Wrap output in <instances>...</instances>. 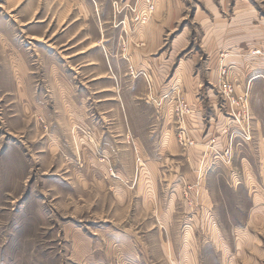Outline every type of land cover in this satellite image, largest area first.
<instances>
[{
    "label": "rangeland",
    "instance_id": "obj_1",
    "mask_svg": "<svg viewBox=\"0 0 264 264\" xmlns=\"http://www.w3.org/2000/svg\"><path fill=\"white\" fill-rule=\"evenodd\" d=\"M148 1L0 0V264H264V86L254 88L257 103L253 86H240L264 82V53L255 52L261 42L251 36L228 46L206 38V0H164L166 12H181L161 22L152 0L151 18L142 22L137 17ZM250 3L257 16L258 0ZM221 8L211 18L229 17L231 10ZM107 13L117 32L115 54L60 44L68 15L81 19L67 30L84 27L85 35L98 36ZM151 24L156 34L136 36ZM16 40L27 71L14 68V53L5 48ZM129 78L136 85L126 87ZM226 82L234 84L235 104ZM185 105L181 120L178 107ZM198 107L207 124L214 115L226 122L213 120L203 149L188 148L198 143L188 125ZM184 129L194 144L181 143ZM227 148L231 163L216 152ZM251 183L258 185V207ZM202 184L211 202L199 204ZM201 204H213V213L195 212ZM248 222L251 229H239Z\"/></svg>",
    "mask_w": 264,
    "mask_h": 264
},
{
    "label": "crops",
    "instance_id": "obj_2",
    "mask_svg": "<svg viewBox=\"0 0 264 264\" xmlns=\"http://www.w3.org/2000/svg\"><path fill=\"white\" fill-rule=\"evenodd\" d=\"M100 2L101 4L105 3L106 0H96V2ZM252 1V0H250ZM249 0H219V2H216V0H206L205 1V5L206 6H210L211 8L206 9L205 12V25L207 27L206 29V33H205V37L208 39L211 38H222V40L224 42H222L224 45H235L236 43H238V41L241 40H245L248 37H257L258 38V45L260 43L259 46L263 45L262 43L264 42L263 38H264V0H258V15L256 16V11L253 7H250L249 4L250 3ZM97 2V3H98ZM91 2H85V4H89ZM166 3L167 1L164 0H157V7L159 8L158 11L156 10V19L154 20L155 22H157V20L159 22L161 21H171V20H177L178 15L180 14V9L179 6H175L173 10H170L169 12H166L165 9L166 8ZM72 5V3H70ZM176 5L180 4V3H176ZM172 6V5H169ZM216 7L218 9H216ZM223 8H228L231 10V12L228 14L229 17H225L224 14L222 15L223 17L217 19V18H211V16L216 14V10L221 13L224 12ZM181 8V7H180ZM221 9V10H220ZM72 10V9H71ZM223 10V11H222ZM198 14L200 15L199 10H197V16ZM211 14V15H210ZM210 15V16H209ZM73 16L72 20L70 21L68 27H66L64 29V32H62V37H66L60 44L62 45H68L67 47H72V46H79L81 44H84L85 46L87 45L86 48H82V50H88V48H92V46L94 47H99L101 49V47H107L111 50L112 54L116 53V40L115 38L117 37V32L114 28H112V26L110 25V14L107 13L104 17L103 22L107 23L105 25H103V27L100 28V32L99 35H93V34H84L85 33V29L84 27H80L79 29H70L67 30V28H69L71 26L72 23L78 21L81 19V16L79 15H68V17ZM155 16V15H154ZM214 20L217 21L216 25H211L208 24L207 26V22H213ZM67 19L65 18L63 22H66ZM207 21V22H206ZM250 21H256L258 24H254V27H250L248 26V22ZM50 26L46 27L47 34H46V38H49L50 34L53 33L52 31H50L49 29ZM72 28V27H70ZM157 32V26L156 24H151L148 27H144L142 30L138 31L136 36H152L153 34H156ZM38 37L36 34L32 33L31 34V38L32 37ZM134 37V36H133ZM38 38H43V37H38ZM33 39V38H32ZM75 41V43L73 42ZM23 47L22 43L20 40H16L15 42H8L6 41L5 44V48L7 47V51L8 54L11 55L10 50L12 49L14 56L11 60V63H14V68L15 69H20L22 71H27V69L30 68L29 66V61L27 58H25V56H20V51H22L20 47ZM258 46V47H259ZM219 47L221 46H216L213 48V52L217 53L219 51ZM219 48V49H218ZM218 49V51H217ZM102 50V49H101ZM86 52V51H85ZM115 59V58H114ZM119 59V58H118ZM115 63L112 64L113 66L119 67V62L117 59H115ZM80 61H82L80 63ZM78 61V63L82 64L83 67L86 65L84 64V62H86V59L80 60ZM259 63V61H258ZM136 64V63H135ZM149 64V63H148ZM148 64H136V66L138 68H146L148 71H154V69L151 67V65ZM7 68H10L9 65L7 66ZM259 68V67H258ZM12 69V68H11ZM214 69H219V67H215ZM117 79L113 80V85L114 87L117 88V90L119 91L120 89H122L124 87V82L122 81V79L119 77V72H117ZM143 78V77H142ZM140 78L139 81H142L144 84H146L145 79ZM131 80H133L132 82H128V80L125 82L126 87H133L134 85H136L134 82L136 81L135 79L129 78ZM137 82V84H139ZM154 86L157 88V91H162L161 88L163 87L162 84L159 82V84H156L155 81H153ZM248 85L253 86V91H252V102L253 103H257L259 101V96H256V94H254V88H256V90H262V87L264 86V82L261 80H250L248 83H241L240 86H242L241 90H245ZM147 86V85H146ZM159 91V92H160ZM259 95V93H258ZM148 96V95H147ZM147 99L149 100V98L147 97ZM147 100V101H148ZM150 102V101H149ZM201 108H194L193 109V113L189 116L188 118V125H189V131H190V135L196 140L198 141V143H196L195 145H192L188 148H198L199 149H203L201 148L204 144L205 139H207L210 135V131L212 130V128H214L215 126V121H213L214 119H217L218 121H220V117L219 116H211V121L208 122V124L204 121V116H203V112L201 111ZM163 111V110H162ZM160 112V115L158 116L161 117L163 120L159 121V128L162 129V133H166V119L164 118V113ZM255 116L259 119L256 122V126H258V123L260 122L261 118L258 117L260 115L255 114ZM262 116V115H261ZM224 120L220 121L222 124V126L225 125L226 122H223ZM262 121V120H261ZM206 125L207 128L209 127V132L206 134ZM172 130V129H171ZM173 132H170V136ZM203 141V142H202ZM136 142L138 143V147L142 148V149H147V146L144 144V142L142 140L138 141L136 140ZM173 142V139H172ZM171 142V143H172ZM205 146V145H204ZM148 163H150V161H147ZM184 163L181 162V165H183ZM190 167H192L193 169H195V167L199 166L198 172L200 171V165L197 162H191L189 163ZM198 164V165H197ZM180 164H178V166H181ZM180 168V167H179ZM196 170V169H195ZM182 174V178H186V174L184 173H180V175ZM190 174H195V173H191ZM179 175V174H176ZM189 175V174H188ZM247 182H251L252 180L249 179L248 177H246ZM257 183V182H254ZM250 194L252 196V199L254 201V205L255 207H258V185H250ZM200 199H207L209 200V202H211V191L209 186L202 184L201 188H200V197H199V204H200ZM213 204L211 205H205V204H201L199 207L197 206L196 208H193L195 210V212H205L206 209H210V213H213L211 210H213ZM209 209L207 211H209ZM258 210V208H255V210ZM1 211V210H0ZM192 213V212H191ZM253 213V212H252ZM1 215V212H0ZM4 220V219H3ZM1 216H0V224H1ZM192 224V222H191ZM210 226H212V228H219V229H223L224 226L219 223V222H212L210 223ZM251 229L250 227V223L248 222L246 224V227H242L239 229ZM1 234V231H0ZM3 238V237H2ZM1 239V238H0ZM4 240V238H3ZM1 241V240H0ZM209 242H211L210 239H208ZM225 241V240H224ZM166 245V242H164V246ZM0 247H1V242H0ZM229 256V255H228ZM255 260V258H254ZM198 261V260H197ZM227 262V260L225 261ZM183 263L185 264H190L189 261L183 259ZM197 264V263H196Z\"/></svg>",
    "mask_w": 264,
    "mask_h": 264
},
{
    "label": "built area",
    "instance_id": "obj_3",
    "mask_svg": "<svg viewBox=\"0 0 264 264\" xmlns=\"http://www.w3.org/2000/svg\"><path fill=\"white\" fill-rule=\"evenodd\" d=\"M153 10H154V2L152 0H149L148 1V7L145 10L144 14L143 15L139 14L137 18L142 22H146L151 18ZM255 52L264 53V45L263 46L261 45V47L259 46ZM234 90H235V87H234L233 83H228V82L224 83V93H225V95H227V100H228V102H231V104H235L238 102V96H236L234 94ZM178 111H179L178 112L179 117L181 118V120H183V117L185 116V114L188 113L189 109H188V106L185 105L183 107H178ZM238 120H239V118H238ZM246 133H248V132H246ZM186 134L187 133H186L185 129L181 131V140H180L181 143L184 145L194 144V141L192 139H190L189 136ZM214 141H216V140H214ZM219 151L220 150H216V152L219 153L222 158L225 156H228L229 158L225 157V159L228 163H231L230 157H232V149L227 148L223 154H221Z\"/></svg>",
    "mask_w": 264,
    "mask_h": 264
}]
</instances>
